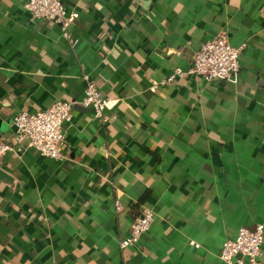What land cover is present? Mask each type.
<instances>
[{
	"label": "crops",
	"instance_id": "0c3cea01",
	"mask_svg": "<svg viewBox=\"0 0 264 264\" xmlns=\"http://www.w3.org/2000/svg\"><path fill=\"white\" fill-rule=\"evenodd\" d=\"M66 1L75 43L0 0V139L21 111L79 100L87 76L116 103L106 121L74 106L61 160L5 154L0 264H224L223 243L264 223V0ZM223 31L244 46L237 81L151 90ZM145 207L150 229L122 248Z\"/></svg>",
	"mask_w": 264,
	"mask_h": 264
},
{
	"label": "built area",
	"instance_id": "2783aa9c",
	"mask_svg": "<svg viewBox=\"0 0 264 264\" xmlns=\"http://www.w3.org/2000/svg\"><path fill=\"white\" fill-rule=\"evenodd\" d=\"M25 9L31 18L48 20L61 26L65 38L71 43L77 40L70 32V27L79 18V12L70 10L66 0H26ZM243 47L234 46L226 31L205 41L195 53L189 69L176 67L175 70L159 82L153 83L152 91L160 85L172 83L178 78H202L207 83L237 81L241 70ZM116 101L104 95L97 83L87 76V86L79 100H57L45 110L29 113L21 111L13 118V141L0 139V167L7 152L35 147L44 156L61 160L64 158L61 145L64 140V126L73 118L74 106L84 105L92 110L93 115L107 120L105 111L112 109ZM117 210L122 204L117 201ZM154 210L145 207L134 218L130 232L120 243L122 248L137 245L142 236L150 229L154 221ZM195 246L198 243L191 241ZM264 223H258L254 229L241 227L234 238L227 239L220 250L219 257L224 264H263Z\"/></svg>",
	"mask_w": 264,
	"mask_h": 264
},
{
	"label": "water",
	"instance_id": "95a60500",
	"mask_svg": "<svg viewBox=\"0 0 264 264\" xmlns=\"http://www.w3.org/2000/svg\"><path fill=\"white\" fill-rule=\"evenodd\" d=\"M78 106V105H77ZM77 106H75V107H77Z\"/></svg>",
	"mask_w": 264,
	"mask_h": 264
}]
</instances>
